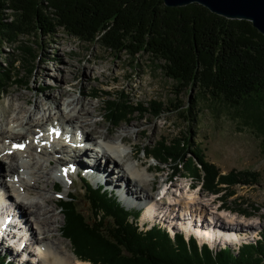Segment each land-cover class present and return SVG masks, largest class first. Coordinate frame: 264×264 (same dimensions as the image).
I'll list each match as a JSON object with an SVG mask.
<instances>
[{"label":"rangeland","instance_id":"obj_1","mask_svg":"<svg viewBox=\"0 0 264 264\" xmlns=\"http://www.w3.org/2000/svg\"><path fill=\"white\" fill-rule=\"evenodd\" d=\"M13 17L9 10H4L5 21L11 22ZM65 62L72 65L71 71H67L66 77L68 78L65 77L70 81L64 84L63 80H59L57 83L59 85H56L53 74L58 73L57 69H62ZM41 63L48 67L46 70L48 74L38 71ZM87 66L92 69V73L85 71ZM12 76L14 78H11ZM60 85L67 93L60 96L61 99H58V102L67 97H79L86 103L98 105L99 110L93 117L99 121L94 126L95 141H101L99 136L102 132L112 138L117 137L118 134L125 136L124 144L131 147L127 160L138 161L140 167L148 166V171L154 175L153 179L144 185V188L150 189L155 202H167L168 204L171 201L160 198L159 192L163 189V183L166 182L170 187L172 191L170 193L178 194L175 185L189 182L191 183L189 188L185 187L187 193L196 195L204 202L211 198L213 203L210 206H203L198 217L197 212L184 217L194 222L195 226L192 228L188 222V225L180 226V222L184 220H181V212L176 207L172 208V214L169 212L165 217H162L161 211L157 210L151 217L142 218L146 208L144 197L141 192H137L138 195L134 196L135 199L132 202L134 197L127 192V187L130 185L127 184L125 176L119 179L114 177V183H109L108 180L104 182L100 178H95L93 173H87L85 170L82 172L79 168L72 169L73 173L76 172L75 174L67 175V178L66 176L55 178L53 188L51 183H46L44 187L48 190L47 193L54 197L55 203L53 204H55V211L59 217L57 219L58 231L51 238L55 241L57 237L62 238L63 245H67L73 255L72 243L61 232L64 214L58 202L65 199L68 193H72L76 197L77 208L89 216L91 205L84 187L85 181L94 187L96 183L102 182L107 188L115 189L122 198L120 200L122 202L124 200L123 204L132 215H138L139 210L141 211L140 221L151 220L150 224L153 222L157 226L162 225L171 233L177 232L178 226L183 227L182 230L185 232H178H183L186 240L193 235L199 246L206 244L212 251L229 245L225 243H231L226 242L228 240L222 237L227 230L221 231L222 228L216 225L214 216L210 215L208 208L214 205H217L218 213L224 211L225 216L236 218L243 224L237 226L233 222L228 223L237 229L236 233L247 232L248 236H254L249 240H240V242L230 244L229 247L232 249L237 250L248 242L255 243L264 234V143L261 134L242 115V108H232L205 94H200L197 87L183 88L178 93L181 86L173 83L165 75L161 61L152 59L148 55H140L136 59L124 55L119 57L103 51L98 44L83 42L61 29H57V32L52 35H43L39 32H33L27 36L15 34L13 38L0 42V111L17 105L35 109L36 98L42 99L51 93L58 94ZM15 94L20 95L16 98ZM24 96L29 99L27 103L24 102ZM58 102L49 103L51 114L59 108ZM173 104H179L182 107L181 111L191 109L188 117L192 121H189L183 130L187 128L185 135L189 137L188 141L193 145L185 154L182 167H176L175 160L168 159L159 162L147 156V152L159 148L164 139L172 140L178 127L184 125L177 115L178 111L174 110ZM43 107L46 109L47 105ZM107 107L114 109L110 113L113 119H118L116 124L111 123L113 119L110 121L111 114L107 115ZM89 151L93 153L91 150L87 153ZM199 156L220 174L240 173V178L232 184L216 180L215 189H208L205 172L197 164ZM85 158L89 159L84 156L85 161ZM90 159L93 157L90 156ZM92 166L89 164V167ZM101 167L108 169L111 176H115L118 170L113 167L111 170V164L107 161ZM80 172L84 177L88 175L90 179L82 180L79 177L82 175ZM56 184H59L61 188L56 189ZM140 205L142 207H139ZM10 206L13 207V205ZM169 224L173 227L170 228ZM142 225V222L138 224L140 229L143 228ZM222 226L227 227L223 224ZM210 229L218 232L217 239L209 236L208 230ZM252 239L254 241H251ZM14 243L0 238V254H5L6 260L13 264H31L26 259L20 260L21 255L14 256L12 249ZM239 243L241 245H236ZM235 245L237 249L232 247ZM24 257L30 258V255L25 254Z\"/></svg>","mask_w":264,"mask_h":264},{"label":"trees","instance_id":"obj_2","mask_svg":"<svg viewBox=\"0 0 264 264\" xmlns=\"http://www.w3.org/2000/svg\"><path fill=\"white\" fill-rule=\"evenodd\" d=\"M5 9L14 16L11 22L3 18ZM57 29L83 42L98 44L103 51L119 57L136 59L148 55L161 61L165 75L181 86L178 93L183 88L197 87L200 94L232 108H242V115L261 134L264 143V35L250 21L225 18L198 3L170 7L162 0H0V42L15 34L52 35ZM173 108L184 125L178 127L172 140L164 139L147 156L159 162L175 160V166L182 167L193 145L185 135L187 128L183 130L192 121L188 117L191 109L181 111L179 104H173ZM112 109L107 107V115ZM109 118L111 121L113 115ZM197 164L205 172L210 190L215 189L216 180L232 184L241 176L234 172L222 175L201 156ZM84 183L91 205L89 216L77 208L72 193L58 202L64 214L61 232L81 261L264 264V234L237 250L227 246L212 251L206 244L199 246L193 238L186 240L180 233L172 237L157 225L140 229V212L132 215L118 196L102 185ZM60 188L56 184V189ZM6 259L5 254H0V264H13Z\"/></svg>","mask_w":264,"mask_h":264},{"label":"bare ground","instance_id":"obj_3","mask_svg":"<svg viewBox=\"0 0 264 264\" xmlns=\"http://www.w3.org/2000/svg\"><path fill=\"white\" fill-rule=\"evenodd\" d=\"M71 67L70 63L65 62L62 69H57L58 73H52L56 85H59L57 84L59 80H63L64 84L70 81L66 79L68 78L66 76L67 71H71ZM46 70L48 67L41 63L38 71L48 74ZM85 71L92 73L89 66L85 67ZM66 93L65 88L60 85L58 94L51 93L45 98H36L35 109L17 105L0 111V238L15 242L12 246L14 256L21 255L20 260L26 259L31 264H90L78 260L69 251L67 245H63L62 238L57 237V241L51 238L58 231L57 219L59 217L55 211V204H53L55 203L54 197L48 194V190L44 187L46 183H51L53 188L55 178L61 176L67 178V175L75 174L76 172L73 173L72 169L76 170L77 168L81 169L82 172L85 170L87 173H93L95 178H100L104 182L108 180L109 183H114V177L119 179L125 176L127 184L130 186L123 187H127L130 196H137V192H141L142 197H144L146 208L143 206L145 209L142 218L151 217L153 212L157 210L161 211L162 217H165L169 212L172 214V208L176 207L181 212V220H184L182 223L180 222V226L182 224L188 225V223L191 224L190 228L195 226L192 220L184 217L194 212H197L198 217L203 206L213 204L211 198H207L208 201L204 202L202 199L199 200L196 195L187 193L185 187L189 188L191 185L189 182L183 185H175L178 194L170 193L172 191L165 182L159 195L160 198L171 201L168 204H166L167 202H155L150 189L144 188V185H147L154 175L148 171V166L140 167L138 161L127 160L131 147L124 144V135L118 134L117 137L112 138L102 132L99 136L101 141H97L99 147L102 148L101 151L96 146L85 147V142L89 139L94 140V126L99 121L93 117L99 110L98 105L86 103L79 97H67L58 102V99H61L59 97ZM15 95L18 98L20 94ZM23 99L25 103L29 101L25 96ZM50 102L60 104L53 114L50 113ZM43 105H47V108L44 109ZM35 110L37 111L35 112ZM23 142L25 147L21 150L16 144ZM88 150L93 151V153L90 151L87 153ZM84 156L89 157V159L85 158V161ZM90 156L93 159H90ZM106 161L111 164V170L112 167L118 169L115 176H111L108 169L101 167ZM89 164L93 166L89 167ZM78 175H80L79 172ZM134 199L135 197L132 198V202ZM208 210L210 215L214 216L216 225L222 228L220 230H227L222 237L228 240L226 242L231 243L225 244L230 245L254 237L252 234H250L252 236H248L247 232L236 233L237 229L229 224L231 222L237 226L243 224L236 218L229 215L225 216L224 211L218 213L217 205L209 207ZM172 224L168 226L172 228ZM222 224L227 227H223ZM153 225L156 224L152 222L144 228ZM158 226L165 229L162 225ZM182 229L183 227H177L178 231H183ZM178 231L175 233H179ZM208 231L210 232L209 236L217 239L218 232L216 233L215 230L211 229ZM168 232L171 233V231ZM175 233L170 235L173 237ZM229 245L226 246L229 247ZM235 246L232 247L237 249L238 247ZM25 254L30 255V258L24 257Z\"/></svg>","mask_w":264,"mask_h":264},{"label":"water","instance_id":"obj_4","mask_svg":"<svg viewBox=\"0 0 264 264\" xmlns=\"http://www.w3.org/2000/svg\"><path fill=\"white\" fill-rule=\"evenodd\" d=\"M170 7L198 3L209 11L229 19H244L264 35V0H162Z\"/></svg>","mask_w":264,"mask_h":264}]
</instances>
